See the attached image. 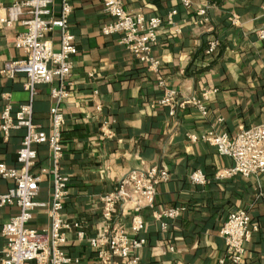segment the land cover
Masks as SVG:
<instances>
[{
    "label": "crops",
    "instance_id": "crops-1",
    "mask_svg": "<svg viewBox=\"0 0 264 264\" xmlns=\"http://www.w3.org/2000/svg\"><path fill=\"white\" fill-rule=\"evenodd\" d=\"M15 1L1 0L0 16ZM127 10L147 17L177 10L176 25L165 23L158 31L152 55L160 61L159 72L141 62L120 43V34L105 36L106 14L103 0H70L73 13L71 30L77 51L69 91L62 108L66 117L65 144L61 171L70 176L63 217L78 224L67 231L66 251L70 264H123L119 257L106 262L89 239L103 228L102 198L119 185L132 170L150 166L167 167L171 178L161 183L155 208L144 210L147 244L139 250L142 264H217L225 253L220 228L234 211L250 210L255 220L264 217V175L232 176L219 179L216 173L234 164L231 157L218 154L216 147L200 138L210 131L235 135L242 127L264 123V40L257 30L264 26V0H192L188 8L180 0H123ZM61 0H53L51 10L58 16ZM205 8L209 21L198 14ZM235 15L238 23L229 18ZM179 27L180 32H175ZM25 27L0 25V64L22 59L15 37ZM60 29L50 33L59 46ZM212 38L220 41L214 55L205 53ZM27 75L8 78L0 74V115L7 104L14 108L27 103L31 93L24 86ZM164 80V85L159 82ZM165 88L176 91L179 102L174 115L170 107L158 104ZM51 86H37L34 96V121L49 130L54 100ZM207 93L205 96L204 94ZM200 99L208 110L202 114ZM25 130H12L5 137L0 129V164H18V150ZM190 135H197L191 141ZM38 149L39 166H50L47 144ZM203 170L205 185L190 182L192 171ZM14 181L0 176V193ZM38 206L28 227L38 230L49 225L47 205L52 199L50 176L41 183ZM185 206L177 219H168L162 231L153 212ZM17 205L0 206V251L6 244L2 225L19 212ZM131 227L130 209H119L113 225ZM84 237H79V232ZM246 244L240 264H264V229ZM26 264H38L31 261Z\"/></svg>",
    "mask_w": 264,
    "mask_h": 264
},
{
    "label": "built area",
    "instance_id": "built-area-1",
    "mask_svg": "<svg viewBox=\"0 0 264 264\" xmlns=\"http://www.w3.org/2000/svg\"><path fill=\"white\" fill-rule=\"evenodd\" d=\"M53 0H20L7 7L6 14L0 16V25L6 28L21 24L25 30L15 39V46L24 53L22 59L11 60L6 65L0 64V74L14 78L17 74L27 75L24 86L31 93L27 103L16 108L7 104L0 115V129L7 138L12 130H25L18 150V164L12 167L0 164V176L14 181V186L6 193H0V206L17 205L19 212L2 225V235L5 238V248L0 251V264H26L36 261L38 264H70L73 259L65 249L67 231L78 224H71L63 217V207L68 197L70 176L61 171L64 152L63 131L66 117L62 105L70 98L69 85L72 78L73 55L77 45L71 30L70 17L73 6L70 0H61L58 16L51 10ZM190 8L192 0H180ZM106 14L112 20L102 28L105 36L120 34V43L129 52L146 63L152 70L159 72L160 61L152 55L153 47L158 43V31L165 23L175 26L174 15L171 11L166 18L161 16L147 17L143 12H132L126 9L123 0H103ZM2 2L0 0V8ZM198 14L204 22L209 21L205 8ZM264 15V5L262 6ZM238 23V18H229ZM60 29L59 46L57 47L50 33ZM175 32H180L177 27ZM259 39L264 40V26L257 30ZM220 41L212 38L205 49L208 55L216 54ZM51 86V96L54 104L51 110L50 128L43 130L34 121V96L37 86ZM164 85V80L159 82ZM205 96L207 93L204 94ZM158 104L170 107V114L176 113L179 102L175 90L165 88ZM188 102L198 104L202 114L208 110L200 99L191 98ZM191 141L200 138L211 146L216 147L218 154L232 157L234 164L230 168L221 169L216 173L219 179H230L232 176L264 175V123L256 126L242 127L235 135L225 132L210 131L198 138L190 135ZM47 144L50 151L51 165L41 167L38 164V149ZM50 176L52 180V199L47 205L49 225L46 229L38 230L28 227L38 206H46L36 200L40 185ZM171 178L167 167L150 166L144 170H132L121 179L114 192L102 198L103 228L98 234L89 239L91 245L99 250V255L106 262L112 257H119L123 264H142L139 250L147 244L142 235L145 229L144 210L155 208L157 187ZM191 184L205 185L207 174L197 168L192 171ZM130 209L131 227L113 225L114 217L119 209ZM185 206L170 207L163 211L155 210L153 215L161 223L162 231L169 227L168 219H177L185 212ZM220 228V234L225 239V253L217 264H240L245 257L246 244L253 236L264 229L262 221L255 220L250 210L242 209L232 212ZM84 237V232H79Z\"/></svg>",
    "mask_w": 264,
    "mask_h": 264
}]
</instances>
